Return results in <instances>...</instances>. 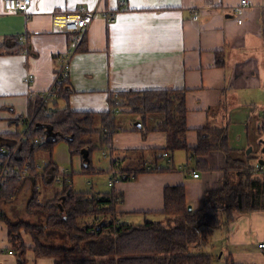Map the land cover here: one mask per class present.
Returning a JSON list of instances; mask_svg holds the SVG:
<instances>
[{
    "label": "crops",
    "instance_id": "1",
    "mask_svg": "<svg viewBox=\"0 0 264 264\" xmlns=\"http://www.w3.org/2000/svg\"><path fill=\"white\" fill-rule=\"evenodd\" d=\"M248 1L240 23L233 12L241 0H32L27 15L7 12L4 0H0V45L12 46L17 38L25 47L23 52L0 54V134L15 133L18 128L24 131L31 102L50 88L72 41L84 38L70 63V89L63 96L54 95L48 104L56 109L111 113L115 119V152L104 151L112 156L106 173L115 161L122 167L123 160L137 165L126 168L128 171L143 169V162L137 160L140 151H145L142 157L149 166L154 150L167 145L165 132L153 130L144 137L135 129L142 121L140 116L118 108L113 112L110 97L120 92L182 90L189 146L198 145L199 129L225 128L234 157L255 166L262 179L264 201V173L256 170L258 163L264 165V0ZM78 5L115 12L117 18L109 22L100 14L84 34L54 33L53 14ZM28 74L34 75L31 85L25 82ZM97 120L100 129L104 128L103 118ZM162 121V115H150L144 124L153 128ZM68 152L71 154L66 142L54 147L52 159L60 174L71 173L68 166L73 158H68ZM48 156L44 151V162ZM167 163V158L161 162ZM37 168H41L39 163ZM226 172L233 173L227 168L223 151L204 156L176 151L171 170H148L116 185L122 196L116 207L117 220L141 225L162 214L165 189L176 186L185 188L188 205L199 211L206 192L223 188ZM49 179L44 166L24 178L17 195L0 203V211L13 223L45 225L47 213L31 211L30 202L36 196L39 204L61 205L64 183ZM56 183L61 191L49 198L37 190ZM92 190L105 193L94 186ZM21 237L27 247V264H55L54 257L36 255L34 239L25 229H21ZM211 238L212 243L201 251L213 255L211 264H227V259L235 264H264V249L258 246L264 241V210L236 216L225 228L216 229ZM63 241L58 234L46 239L56 245ZM0 264H18L5 220L0 221Z\"/></svg>",
    "mask_w": 264,
    "mask_h": 264
},
{
    "label": "trees",
    "instance_id": "2",
    "mask_svg": "<svg viewBox=\"0 0 264 264\" xmlns=\"http://www.w3.org/2000/svg\"><path fill=\"white\" fill-rule=\"evenodd\" d=\"M81 42H84V38ZM4 46L0 45V54L23 52L25 48L17 38L12 46ZM68 78L58 86L57 94L60 96L67 94L70 89ZM185 101V92L182 90H148L120 92L110 97V106L140 116L142 127L135 129L142 131L144 137L153 130L167 134V145L162 150H154L153 162H148L150 168L144 164L143 169L137 168L135 171L122 169L125 172H135L138 176L148 170H171L173 154L179 150L192 152L196 156L208 155L214 150L224 152L227 168L233 173H225L222 189L206 192L201 210L189 211L183 186L167 187L162 211L166 221H148L141 225L116 224V207L122 202V196L115 188L108 186L110 191L105 193H85L75 192L71 184H64V198L60 206L52 202L39 204L36 196L31 199V211L39 209L47 213V222L43 226L10 222L0 211V221H6L17 251L18 264H27V247L22 240L21 229L32 235L36 255L54 257L55 264H211L213 255L192 253L190 249L202 251L208 247L214 231L228 226L236 216L264 210L263 182L256 174L255 166L234 157L225 128L199 129L198 145L189 146ZM48 102H44L40 96L31 102L28 119L32 120V126L27 132L18 128L15 133L0 134V146L12 147L22 136L25 137L19 144L17 154L10 159L11 167L29 166L30 173L34 175L39 172V151H46L49 156L44 162V173L49 174L52 183L60 174L52 159L54 147L60 142L68 143L71 155H81L82 149L87 148L91 159L96 147L87 138L100 133L101 147L112 154L115 152L112 140L115 119L110 112L56 109L49 107ZM157 114L162 115L163 121L153 128H146L144 123L148 117ZM99 116L105 125L102 129L96 127ZM40 136L46 140L36 144L35 139ZM140 152L142 155L137 160L146 163L142 157L145 151ZM165 152L170 156L167 166L161 164ZM93 169L91 159L90 167L85 170ZM69 175L73 176L72 173ZM23 180L17 176L10 177L0 187V203L16 196ZM89 217L93 221L86 223L84 220ZM53 234H58L64 241L59 245L47 243V237ZM226 262L235 264L228 259Z\"/></svg>",
    "mask_w": 264,
    "mask_h": 264
},
{
    "label": "built area",
    "instance_id": "3",
    "mask_svg": "<svg viewBox=\"0 0 264 264\" xmlns=\"http://www.w3.org/2000/svg\"><path fill=\"white\" fill-rule=\"evenodd\" d=\"M32 0H4V7L7 12H15V13H22L24 15L28 14V8L31 4ZM125 3V2H124ZM248 0H241V3L239 6H237L234 9V16H236L239 19V22H243V14L245 12V8L249 5ZM102 14V16L107 19L109 22H114L117 18V14L115 12L111 11H99L98 8L90 9L86 8L83 5H78L73 10H65L60 12H55L52 16V31L57 34H84V32L88 29V27L92 24L94 19ZM197 15V13H195ZM23 37H21V40ZM82 39L75 38L72 41V48L66 52V54L62 58V64L60 68L55 72L54 80L50 88L43 92V94H40L41 99L44 102L49 101L50 98H52L54 95L57 94L58 86L61 85L66 78L69 77L70 73V63L71 60L77 50V48L80 46ZM34 81V75L28 74L25 77V82L28 85H31ZM30 98L34 99L35 95L33 93H30ZM117 110L113 108V112H116ZM32 126V120L28 119L24 123V133L27 132ZM262 130L264 131V123L262 124ZM25 137L22 136L20 141L12 146H0V187H3L8 179L12 176H17L19 178H26L28 176H31V173L29 171V166H25L24 168H13L10 166V159L17 154L18 147L20 142L24 141ZM46 138L44 136H40L35 139V143H43L45 142ZM104 155L108 157V154L104 152ZM163 156L167 159L170 158L168 153H163ZM147 168H150L148 164L146 165ZM256 170L259 172L264 173V165L257 164ZM110 177L108 179V186L110 188H115L116 185L120 182L127 181V180H133L136 178L135 172H125L122 169L119 168V162L115 161L112 169L110 170ZM192 175L197 178L199 177L198 173L193 172ZM71 176L69 175L68 171H64L61 174L56 176L55 181L64 183V184H70L71 182ZM1 215V212H0ZM119 221H116V224H118ZM120 224V223H119ZM260 249H264V241L260 243L259 245Z\"/></svg>",
    "mask_w": 264,
    "mask_h": 264
},
{
    "label": "rangeland",
    "instance_id": "4",
    "mask_svg": "<svg viewBox=\"0 0 264 264\" xmlns=\"http://www.w3.org/2000/svg\"><path fill=\"white\" fill-rule=\"evenodd\" d=\"M96 127L98 129L101 128V126L99 125L98 122L96 124ZM100 138H101L100 133H96V134L92 135L91 137L87 138V140L94 142V144H95L94 146L96 147V149H94L92 152V158H91L92 159V166L94 168L93 170H85L83 168L82 156L80 154L71 156V154L68 152V158L69 159L73 158L72 163H70V165L68 167H69V169L73 175V178H74L73 189L75 192L90 193V192L94 191V190H92L93 186L95 187L96 191H98V192H106L107 189L109 190L107 183H108V178L110 177V173H106V171L110 168V161L112 160V156L109 152L107 153L108 157L104 155V150H107V149H104L99 144ZM252 143L254 144V140H252ZM42 154H43V151L42 152L39 151V154L37 156V163H39V167H41V168L44 166V160L41 157ZM234 154H235V152L233 153V155ZM114 156L116 159L119 158L118 155L117 156L114 155ZM142 165H144V163H142ZM122 167H123V169L126 170V168L127 169L128 168H136L137 165L134 163L130 165L129 163L126 162V160H123ZM122 167L120 164V168H122ZM138 167H141V165L139 164ZM40 169L38 171H40ZM95 169H97V171H95ZM92 172H96V173H92ZM57 184L58 183L52 184L48 188L39 186L37 188V190L42 191L44 194V197L49 198V197L53 196L56 192L61 191V188ZM84 221L86 223H90L93 221V218L89 217V218L85 219ZM147 221L164 222V221H166V217L163 214H155V216H153L151 218V220L148 219ZM144 223L145 222H143V224ZM210 242L212 243V238H211ZM190 250L192 251V253L193 252L195 253V251H196L193 248H191ZM199 253H201V251Z\"/></svg>",
    "mask_w": 264,
    "mask_h": 264
},
{
    "label": "water",
    "instance_id": "5",
    "mask_svg": "<svg viewBox=\"0 0 264 264\" xmlns=\"http://www.w3.org/2000/svg\"><path fill=\"white\" fill-rule=\"evenodd\" d=\"M136 125L138 127H141V122L136 123ZM81 156H82V159H83V165H84V167L85 168H89L90 167V163H91L89 150L87 148L82 149ZM188 209H189V211H191L192 210V207L189 205L188 206Z\"/></svg>",
    "mask_w": 264,
    "mask_h": 264
},
{
    "label": "bare ground",
    "instance_id": "6",
    "mask_svg": "<svg viewBox=\"0 0 264 264\" xmlns=\"http://www.w3.org/2000/svg\"><path fill=\"white\" fill-rule=\"evenodd\" d=\"M250 3V2H249Z\"/></svg>",
    "mask_w": 264,
    "mask_h": 264
}]
</instances>
